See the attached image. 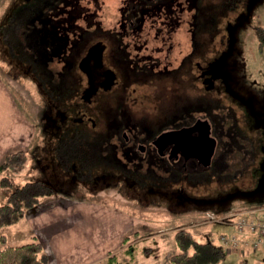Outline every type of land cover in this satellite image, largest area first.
<instances>
[{
  "label": "flooded vegetation",
  "instance_id": "obj_1",
  "mask_svg": "<svg viewBox=\"0 0 264 264\" xmlns=\"http://www.w3.org/2000/svg\"><path fill=\"white\" fill-rule=\"evenodd\" d=\"M260 1L121 0L112 14L108 2L104 14L95 0L12 1L0 18V45L47 101V156L38 164L52 193L113 183L145 204L219 212L244 196L264 203V96L244 91L233 73L236 32ZM157 15L165 18L156 22ZM8 22L17 33L25 26L12 41L20 52L32 50V64L10 55ZM204 41L212 51L197 58ZM184 128L179 139H159ZM206 128L216 139L207 165L188 147ZM201 142L203 153L208 140ZM248 167L249 184L222 181L228 171L238 180Z\"/></svg>",
  "mask_w": 264,
  "mask_h": 264
},
{
  "label": "rangeland",
  "instance_id": "obj_2",
  "mask_svg": "<svg viewBox=\"0 0 264 264\" xmlns=\"http://www.w3.org/2000/svg\"><path fill=\"white\" fill-rule=\"evenodd\" d=\"M12 1L17 0H0V18L9 12ZM95 1L104 3V14L107 2L111 6L109 11L111 14L113 10L117 11V6L120 7L123 4L121 0ZM94 7L95 5L91 7V10ZM161 16L165 18L164 15ZM161 16L157 15L155 18L152 16L151 19L154 18L156 22H159ZM248 18L236 32L237 45L234 53L236 70L233 73L244 91L254 92L261 98L264 96V0L252 9ZM147 20L150 23L149 16ZM167 25L166 31L173 26V24ZM220 26L218 28L221 30ZM164 32L162 30V34ZM133 33H139V31L134 30ZM183 35L188 36L182 32L179 40L182 41L185 49H190V41ZM209 40L211 44H215L212 38ZM211 51L207 50V42L204 41L197 46L196 56L197 58H201L199 57L201 55L208 57ZM63 62L62 56H54L53 63L60 66V69L64 65ZM0 79H2L0 85H3L0 87V147H2L0 149L2 150L4 146L6 150V156L3 157V161H0V203H4L8 201L9 194L17 186L35 178L46 179V166L38 164V159L47 156L45 137L48 134L50 121L49 117L47 118V101L44 100L38 83L30 74L26 75L17 70L8 55L3 53L1 45ZM19 109L22 110V114H19ZM20 123H23L21 132L17 129ZM14 126L17 127L10 132ZM17 151H26V158H21L22 154H16L18 158H13L10 164L2 167L8 155ZM249 168L244 170V175H240L238 180L234 177L238 171H231V173L228 171V176L226 175L222 181L229 185L246 180L245 185L249 184L247 181L250 174ZM215 183H217L216 180ZM52 192L51 187L49 193L40 199L38 205L27 209L25 215L35 207L43 208L47 204H52L53 200L56 202L68 198L65 201L80 199L82 202H89L90 205H92L91 202L95 203L91 216L98 214L100 218L98 221L101 224H108L107 219L112 220L116 224L117 234L113 232L111 241L118 237L117 242L121 245L119 249H111L104 254L105 264H174L171 257L178 251L176 236L183 231H191L196 239L202 242L212 241L223 247L226 255L217 264H239L241 259H246L253 264L264 263V250H254L244 245V243L253 244L261 236L259 229L252 230V224L257 223L264 228V203L249 201L246 196L231 201L228 204L229 209L226 206L223 210L216 212L217 210L214 211L212 207L200 210L194 205L179 208L171 206L170 203L159 204L157 201L149 204L141 203L133 200L130 195L122 194L120 187L113 183L103 185L95 192L86 191L80 186L72 189L70 195L67 189L60 190L58 195ZM253 211L254 213L250 216L247 214ZM238 213L242 216H238ZM22 218L16 223H20ZM242 220H246L247 223L241 227ZM16 223L0 230V235L3 233L6 236L5 241L0 240L1 247L5 243L20 244L37 237L30 235L26 222H21L24 223L23 232L22 228L14 226ZM224 236L236 237L238 247L232 245V241L226 245ZM40 241L42 242L41 239ZM43 245L45 248L44 243ZM241 247L243 249H240ZM128 249L131 251L129 252ZM46 252L48 253L47 250Z\"/></svg>",
  "mask_w": 264,
  "mask_h": 264
},
{
  "label": "crops",
  "instance_id": "obj_3",
  "mask_svg": "<svg viewBox=\"0 0 264 264\" xmlns=\"http://www.w3.org/2000/svg\"><path fill=\"white\" fill-rule=\"evenodd\" d=\"M1 85L0 87L3 86ZM19 111V114L23 113L21 109ZM22 124L20 123L18 127L14 126L10 132L16 127L21 132ZM4 148L3 146V149H0V161H3V157L6 156ZM68 194L65 195L69 196L70 194ZM67 199L65 198V200ZM65 200L56 202L53 200L52 204H47L43 208L39 206L31 209L20 223H16L14 226L22 228L23 232L24 223L21 222H26L30 235H36L45 244L50 255V264H105L106 262H103L104 254L111 249H119L121 246L120 242H117L118 237L111 241L112 235L116 233V224L109 219H107L108 224H101L98 221L100 219L98 214L91 216L95 203L91 202L92 206L89 202H82L80 199ZM253 213L254 211L247 212L249 216ZM238 216L242 215L238 213ZM244 245H248L254 250H264L262 244L257 248L250 243H244Z\"/></svg>",
  "mask_w": 264,
  "mask_h": 264
},
{
  "label": "trees",
  "instance_id": "obj_4",
  "mask_svg": "<svg viewBox=\"0 0 264 264\" xmlns=\"http://www.w3.org/2000/svg\"><path fill=\"white\" fill-rule=\"evenodd\" d=\"M16 17H19L18 13L13 9V13L9 18L13 20ZM6 26L14 27V29L5 32L7 38L11 40L10 55L21 57L26 63L32 64L35 58L32 50L20 52L19 44L12 41L17 38V35L24 33L25 26L23 31L18 33L14 22H8ZM54 71H56V68ZM16 154H22L21 158H26V151L13 152L4 160L2 167L10 164L13 158H18ZM50 188V185L44 179L35 178L13 189L9 194L8 201L0 203V230L19 221L25 215L27 209L38 205L40 199L49 193ZM0 240H6L5 234L0 235ZM176 248L178 251L171 257L174 264H217L226 255V250L223 247L212 241L202 242L196 239L191 231H183L176 236ZM128 251L130 252L131 249H128ZM0 264H50V258L40 239L34 237L31 241L20 244L5 243L0 247ZM239 264L253 263L241 259Z\"/></svg>",
  "mask_w": 264,
  "mask_h": 264
},
{
  "label": "water",
  "instance_id": "obj_5",
  "mask_svg": "<svg viewBox=\"0 0 264 264\" xmlns=\"http://www.w3.org/2000/svg\"><path fill=\"white\" fill-rule=\"evenodd\" d=\"M186 129H188V128H184V129L176 130V131L165 132L159 137V139L165 138V137H170V136H172L173 138L179 139L180 137L183 136V134H185ZM204 131H205L204 136H201L196 141H192L190 144H188V147H190V149L194 151V153H193L194 156L200 157V159L204 162V164L207 165V164H209V162L212 158L213 152L215 150L216 139H214L213 137L210 136L208 128H206ZM204 139L208 140V147H207L206 151H204L202 153L200 151V150H202L201 149L202 148L201 140H204ZM263 180H264V178H263ZM263 180H262V183H263ZM256 190L247 191V194L250 195V193H253V192L255 193Z\"/></svg>",
  "mask_w": 264,
  "mask_h": 264
},
{
  "label": "built area",
  "instance_id": "obj_6",
  "mask_svg": "<svg viewBox=\"0 0 264 264\" xmlns=\"http://www.w3.org/2000/svg\"><path fill=\"white\" fill-rule=\"evenodd\" d=\"M246 223H247L246 220H242L240 226L242 227ZM258 229L260 230L261 236L257 240L254 241L253 245L255 247H258L260 244H263V246H264V228H263V226L260 227V225L258 226L257 223L252 224V230H258ZM224 238H225L224 242L226 243V245L230 241H232V243H231L232 245L236 246L238 244V240L236 237L229 238V237L224 236Z\"/></svg>",
  "mask_w": 264,
  "mask_h": 264
}]
</instances>
